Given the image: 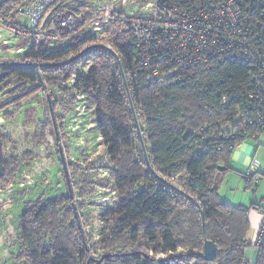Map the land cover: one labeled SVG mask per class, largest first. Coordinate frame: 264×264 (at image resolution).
<instances>
[{"label": "trees", "instance_id": "16d2710c", "mask_svg": "<svg viewBox=\"0 0 264 264\" xmlns=\"http://www.w3.org/2000/svg\"><path fill=\"white\" fill-rule=\"evenodd\" d=\"M162 1L145 3L163 5ZM189 2L196 9L206 3L165 0L163 6L174 12V6L178 11L190 9ZM113 16L131 29L130 14L113 12ZM111 37L113 50L96 45L88 47L83 56L97 54L115 65L95 64L78 73L75 84L94 98L96 124L113 165L111 177L122 197L102 215L111 219L101 231L105 251L100 258L88 255L81 227L64 226L58 218L61 203L71 197L67 195L44 203L38 200L34 209L23 212L18 230L28 247L26 264H243L246 249L254 245L248 238L250 212H264V207L253 203L248 208L223 200L220 183L230 169L232 151L253 134L252 128L243 129L248 95L254 91L251 72L256 68L251 58L232 55L224 62L217 59L212 67L179 69L172 75L168 72L177 66L169 61L152 66L151 72L160 65L161 74L145 86L141 80L148 72L141 65L133 30L123 37ZM95 38L84 36L46 52L31 49L26 57L45 61L48 80L58 83L60 76L50 71L75 67L79 58L62 63L84 51ZM37 70L22 65L15 68L19 77L33 83L39 80ZM133 103L143 112L149 150L142 141ZM255 131L263 133L264 128ZM220 166L227 169L222 171ZM259 174L257 181L247 179L249 186L264 177L263 172ZM66 179L71 186L69 175ZM64 212L68 218L72 214L77 218L74 207ZM259 226L262 235L260 245H255L259 251L256 264H264L263 219ZM63 227L68 232H62ZM206 240L218 247L212 262L203 257ZM136 246L140 250H128Z\"/></svg>", "mask_w": 264, "mask_h": 264}, {"label": "rangeland", "instance_id": "374dc122", "mask_svg": "<svg viewBox=\"0 0 264 264\" xmlns=\"http://www.w3.org/2000/svg\"><path fill=\"white\" fill-rule=\"evenodd\" d=\"M64 3V6L67 5L77 11L88 9L97 13L99 24L92 23L88 32L85 28L79 33L82 36L91 33L96 38L88 42L84 51L68 59L70 61L78 56L76 59H79L75 67H69L61 72L56 68L50 71L54 77L60 76L58 79H61L58 83L50 82L47 76L49 72H44V68L41 66L37 73L39 76L43 74V82L37 80L32 84V96L23 103L20 114L15 119H5L6 121L3 123V128L10 131L19 126L18 132L14 131L15 143L21 147V152L27 150L28 147L33 148L35 158L29 171V176L33 175L30 178L27 176L18 177L20 184L24 182L25 187L19 185L17 198H13L14 194L2 197L6 206L0 216V264H26L28 261L26 258L28 247L20 234V230H18L23 212L32 208L38 200L44 203L53 199L61 200L67 195L71 197L67 199L68 201L63 200L61 203V208L58 209V218L64 220V226L70 224L75 225L76 228H78L77 225L80 226V230L83 232L82 237L89 248L88 255L100 258L105 251L101 244V231L107 225L106 222L111 221V219H104L102 215L108 209L114 208L122 198L116 189L114 178L111 177L110 170L113 169V165L96 124L94 98L85 91L83 86L75 87V84L78 73L84 72V67L87 68L89 65L88 61L92 66L95 64L102 66L106 63L107 59L104 60L101 57L100 60L97 54L83 56L88 47L103 45L113 48L110 40L111 35L123 37L131 31L127 23L114 19L113 12H117V14L123 12L130 15L143 14V7L146 3L145 0H126V2L125 0H64ZM107 5L113 7L111 9L113 12L109 11L111 16L108 21H105L103 16L106 13ZM93 29H95V33H92ZM2 33L3 38L10 41V45L5 46L0 40V60L8 58L21 61L25 56L23 53H17V49L25 45V42L6 32ZM93 42L97 44H93ZM81 56L82 59H80ZM68 60L62 64L66 65L69 63ZM110 63L114 64L110 61L106 65ZM80 67L82 71L79 72ZM69 71L71 72L70 79H64ZM48 97L52 99L56 122L58 123L57 132L53 128ZM128 98L131 100V96H127ZM133 105L137 126L142 131V141L144 140L143 143L145 142L144 145H147L149 150L150 143L147 138L143 112L140 106L135 103ZM125 109L129 111L127 104ZM44 122L49 124L46 129L41 128V124ZM9 130L8 132H10ZM30 131L35 134L33 139L30 138L32 144H29L30 140H28ZM57 133L60 136L59 140ZM241 145V148L245 149L244 151L257 148L256 152L252 151L250 159L255 158L264 167L263 132L258 140L247 139L232 151L230 169L223 174L220 183V196L223 200L234 205L249 208L255 203L264 207V177H261L255 185L249 186V179L245 173L249 169L250 162L247 164L236 157L237 149ZM59 149L63 152L62 157L66 162V170H69L71 186L63 178L64 169ZM27 182H32V184ZM3 191L8 193L7 189ZM71 207L75 208L77 222L73 214L69 218L66 217L64 211ZM253 212L261 219L257 210L254 209ZM62 232L68 231L63 227ZM80 237L78 234V238ZM253 244L246 249V256L254 259V264H256L259 253L257 246H255L256 239ZM128 248H130L129 251L132 249L140 250L138 246Z\"/></svg>", "mask_w": 264, "mask_h": 264}, {"label": "built area", "instance_id": "2783aa9c", "mask_svg": "<svg viewBox=\"0 0 264 264\" xmlns=\"http://www.w3.org/2000/svg\"><path fill=\"white\" fill-rule=\"evenodd\" d=\"M205 1L198 9L190 2V9L178 11L174 6V12L163 6L165 0L163 5L152 2L145 5L143 14L130 16L136 46L141 50L140 62L148 72L141 85L149 86L161 74L160 65L169 61L177 66L168 72L172 75L179 69L209 68L217 59L224 62L232 55L250 57L256 71L251 72L254 91L248 95L243 129L252 128L249 139L258 140L262 133L255 128H264V0ZM64 4V0H0V40L5 46L10 45L2 35L6 32L25 42L17 53L24 54V62L37 63L40 68L46 62L27 58L31 49L46 52L65 46L84 37L79 34L81 30L87 28L88 32L92 23L99 24L95 11H77ZM111 9L112 6H106L105 21L111 16ZM86 36L95 35L87 33ZM88 64L85 71L92 66L89 61ZM158 64L159 68L151 72L152 66ZM259 171L264 174V167L253 158L245 175L257 181ZM259 215L264 220V212ZM261 235L262 229L258 226L257 246L261 243ZM243 264L252 263L246 259Z\"/></svg>", "mask_w": 264, "mask_h": 264}, {"label": "flooded vegetation", "instance_id": "af4514ba", "mask_svg": "<svg viewBox=\"0 0 264 264\" xmlns=\"http://www.w3.org/2000/svg\"><path fill=\"white\" fill-rule=\"evenodd\" d=\"M18 65L34 68L33 64L26 63L24 61L10 59L0 60V151L2 153V165L0 166V216L3 214L6 206L5 200L2 197L14 194L13 198H17L19 185H21V187H25L24 182L20 184L18 177L27 176V178H30L33 175L29 176V171L30 165L35 158L34 149L28 147L29 150L20 151L21 147L15 143L14 140V131L18 132L19 126L12 129V131L8 129L10 132L3 128V123L6 121L5 119H15L20 114L23 103L28 101L32 96L33 81L29 78H21L17 75L15 68ZM42 80L43 78L39 76V81L43 82ZM48 102L51 119L53 121V128L57 132L58 123L56 122L52 99L49 98ZM48 126L49 124L45 122L41 124L42 129H46ZM34 135V132L30 131L28 135V140H30L29 144L33 143L31 139L34 138ZM57 138L58 140L60 139L58 133ZM59 154L64 169L63 178L67 182L65 175V167L67 166L64 158L62 157L63 152L61 149H59ZM27 183L32 184V182ZM3 184L5 185V188ZM3 188L7 189L8 193H5Z\"/></svg>", "mask_w": 264, "mask_h": 264}, {"label": "crops", "instance_id": "0c3cea01", "mask_svg": "<svg viewBox=\"0 0 264 264\" xmlns=\"http://www.w3.org/2000/svg\"><path fill=\"white\" fill-rule=\"evenodd\" d=\"M242 145L240 146V148H238L237 150V153H236V157L241 160V161H244L246 162L247 164L249 162H251L252 159H250V156H251V153L252 151H255L257 148H252V150L248 151H244L245 149L241 148ZM256 152V151H255ZM254 209L251 210L250 212V222H251V229H250V233H249V239L250 240H254L257 236V229H258V226L260 224V218L253 212ZM247 258V256H246ZM247 260L251 261L252 264H254V259H250V258H247Z\"/></svg>", "mask_w": 264, "mask_h": 264}, {"label": "water", "instance_id": "95a60500", "mask_svg": "<svg viewBox=\"0 0 264 264\" xmlns=\"http://www.w3.org/2000/svg\"><path fill=\"white\" fill-rule=\"evenodd\" d=\"M72 60H70V61H72ZM70 61L68 60L67 62H70ZM33 67L38 69L39 68V64L34 63ZM1 165H2V153L0 151V166ZM219 169L222 170V171H225L227 168L220 166ZM65 171H66V175L68 176V172L66 170V167H65ZM217 251H218L217 244L214 241L206 240L205 243H204V253H203L204 260L207 261V262H212L213 260H215V258L217 257Z\"/></svg>", "mask_w": 264, "mask_h": 264}]
</instances>
